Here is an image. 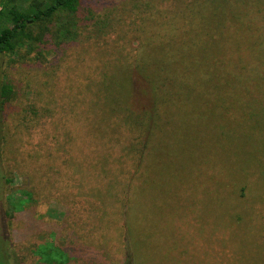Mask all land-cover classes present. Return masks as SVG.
<instances>
[{"label":"rangeland","instance_id":"obj_1","mask_svg":"<svg viewBox=\"0 0 264 264\" xmlns=\"http://www.w3.org/2000/svg\"><path fill=\"white\" fill-rule=\"evenodd\" d=\"M41 1L0 0V28L5 9ZM98 6L82 12L77 39L57 56L36 27L31 50L0 57V87L12 90L0 99V260L264 264V42L256 40H264V7L248 15V28L221 25L205 54L192 48L182 18L175 38L151 45L156 30L167 33L159 0ZM98 8L100 27L90 32L85 18ZM108 19L118 22L108 27ZM154 98L158 115L176 122L134 177L136 152L119 149L128 140L116 110L128 104V125L142 129L143 143ZM106 127L115 144L99 146L88 175L71 182L70 159L95 150L92 128Z\"/></svg>","mask_w":264,"mask_h":264},{"label":"trees","instance_id":"obj_2","mask_svg":"<svg viewBox=\"0 0 264 264\" xmlns=\"http://www.w3.org/2000/svg\"><path fill=\"white\" fill-rule=\"evenodd\" d=\"M108 1L109 0H45L39 2L38 5L32 8L30 11L21 10L17 6H10L9 8L5 9L4 16L6 22L0 28V57L5 55H16L18 49L22 47H27L28 50H31L34 41H39L33 38V29L36 27H38V33L44 35L48 41L47 43L51 45L49 47L50 51L48 52L47 48V52L51 53V55L53 54L54 56H57V51L55 50L56 48L60 49L63 45L74 43L77 39L78 30L80 28L78 25V18L80 21L84 19V14L82 12L87 11V13L91 14L92 12L90 9L93 5L98 4L99 8H105L108 5ZM159 2L164 5L165 9L163 12L157 14H159V17L164 22V24L167 25V33L165 32L166 35L161 37L159 32L156 30V33L150 38L151 45L156 44V41L160 40V38H175V31H179L178 25L183 28L180 22V18H182L185 21L183 22V25L185 27L186 25L188 26L186 28L188 35L191 36L193 34L194 38L197 40L195 41V45L194 41H192V48L200 47L202 52L205 54L207 52L205 47L203 48V45L210 43V49L213 48V42L215 43L216 40L215 32L221 29V25L228 24V26H230L233 24L237 26H243V28H248L249 24H246L249 19L248 15L262 12V7H264V0H159ZM99 8L94 12L90 20L85 18L86 21L88 20L92 22L87 26L88 29H91L89 30L90 32H92L93 27H100L101 22H98L97 24L93 22L100 18L99 15L96 16ZM176 9H178L179 12H182V14L177 16L179 17V21L178 18L173 16V12L176 11ZM240 10L242 12H240ZM151 14H153V12ZM252 20H254L253 17L250 19V23ZM162 21H160V23H162ZM117 22L118 21L116 20L108 19V27L116 25ZM261 30L263 29L261 28ZM98 32L106 34L107 30L101 29L98 30ZM256 37H258L256 39L258 45L261 46V44L264 42L263 34H258ZM158 45L159 44L156 45V50L159 51L161 50V46ZM63 47L61 48V51H63ZM11 94V87H9L7 84H3L0 87V99L2 100L1 103H6V101L10 99ZM156 99L157 98H154V117L152 116L153 120L150 123V126L147 127L149 128V131L147 139L143 143L141 140L136 141L141 139L142 129H139L140 127H129L128 125L129 123L131 124V122H128L129 119L127 117L131 112V109L128 108V104L126 106L120 105V109L116 110L120 111L121 114H124L123 123L125 124V130H123V133L128 140L127 142L125 141L126 143L123 142L120 144V146H123L124 144V147H120L119 149H122L121 151L125 153L128 151L136 152L134 161H136L138 164L135 166L136 169L134 171V177H138L144 171V169H146L144 165L149 160V157L151 158L152 152L155 148L159 147V150L156 152H160V149H163V132L166 128H169V126L175 124L176 122L169 117L165 119L164 115H158L159 113H157L156 108L160 103L156 102ZM77 105L79 107L78 114L80 116L81 111L85 109V102L83 100H79L77 101ZM91 111L94 112V107L91 109ZM87 118L90 119L91 117L87 116ZM107 128L108 127L105 128L103 133H98V128H92L95 131L94 144H97L95 145V150L91 151L89 147L87 151L88 154L80 153L81 157L75 156L70 159V161H73L74 163L69 168V172L72 174L71 182L78 183L77 177L84 171H86L85 173L88 175L87 164L90 163V160L92 159L98 160L97 156L90 154L99 152V146L107 145V147H109L111 144H115L113 141L107 143L109 141V137L105 136L107 135ZM132 134L137 138H132ZM124 138H119L118 140ZM90 141L91 140H89V142ZM152 144L155 145L152 146ZM113 148L115 147L113 146L110 149ZM77 149H79V145L77 146ZM88 155H90V157H88ZM1 175L2 174L0 172V179L2 178ZM83 176L86 177L85 174ZM95 180L98 179H94V181ZM128 191H130V189H128ZM128 196H126V199H128ZM78 197H81V195H78ZM120 202H122V208L125 209L124 216L126 219L127 214L129 213V207L127 206L126 200L120 198ZM6 260L7 258L3 257L2 261L0 260V264H8ZM125 260L127 264H132L131 256L126 255Z\"/></svg>","mask_w":264,"mask_h":264}]
</instances>
